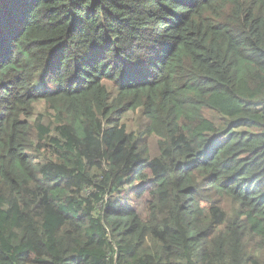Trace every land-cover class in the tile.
Listing matches in <instances>:
<instances>
[{
	"label": "trees",
	"instance_id": "1",
	"mask_svg": "<svg viewBox=\"0 0 264 264\" xmlns=\"http://www.w3.org/2000/svg\"><path fill=\"white\" fill-rule=\"evenodd\" d=\"M0 264H264V0H0Z\"/></svg>",
	"mask_w": 264,
	"mask_h": 264
},
{
	"label": "rangeland",
	"instance_id": "2",
	"mask_svg": "<svg viewBox=\"0 0 264 264\" xmlns=\"http://www.w3.org/2000/svg\"><path fill=\"white\" fill-rule=\"evenodd\" d=\"M41 109H42V108H41V106H40V107H39V110H41ZM135 119H136V115H135L134 113L131 112L130 114L126 115L125 122H126V121H130L131 124H133L134 121H135ZM132 120H133V122H132ZM149 147H150L151 153H152V154H155V153H156V141H155L154 138H153V139L151 140V142L149 143ZM133 180H135V179H133ZM138 185H139V184H137V185H135V186H138ZM135 186L132 187V184L129 185V183L126 185V187L129 188V190L131 191V192H128L129 195H131V194L133 193L132 191L135 189ZM143 186H145V185H143ZM147 195H148V193H147V194L144 196V198L140 201L141 203H142L143 201H145ZM128 201H130V200H128ZM125 202H126L125 200L121 201L120 205H124ZM136 205H137V204H136ZM138 211L141 212L143 215L145 214V204H144V203L138 205Z\"/></svg>",
	"mask_w": 264,
	"mask_h": 264
}]
</instances>
